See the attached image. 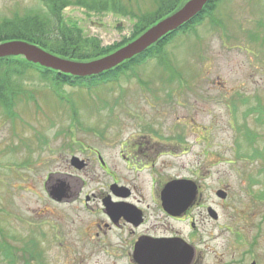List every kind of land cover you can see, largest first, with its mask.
<instances>
[{
  "label": "rangeland",
  "instance_id": "1",
  "mask_svg": "<svg viewBox=\"0 0 264 264\" xmlns=\"http://www.w3.org/2000/svg\"><path fill=\"white\" fill-rule=\"evenodd\" d=\"M151 1L119 0L118 12L69 6L62 17L107 47L130 39L135 15ZM44 9L41 0H0V18ZM164 52L168 69L148 58L116 81L63 86L57 96L29 72L23 88L30 96L16 100L10 116L0 109V241L17 249L0 254V264H78L63 236L84 214L76 204L52 202L47 178L87 147L125 172L124 143L159 149L158 172L138 175L144 193L158 174L197 175L194 264H264V0H222ZM172 226L189 237V221ZM58 230L62 243L53 238Z\"/></svg>",
  "mask_w": 264,
  "mask_h": 264
},
{
  "label": "flooded vegetation",
  "instance_id": "2",
  "mask_svg": "<svg viewBox=\"0 0 264 264\" xmlns=\"http://www.w3.org/2000/svg\"><path fill=\"white\" fill-rule=\"evenodd\" d=\"M148 131L149 140L152 141L151 135L156 133ZM118 146L121 149L119 156L124 162L125 172L115 168L111 170L96 149L87 147L88 151L84 157H70L82 162V168L72 166L69 158L66 171L52 173L47 178V193L52 202L76 204L84 214L83 219L80 218L79 223H72L63 236L65 243L76 247L73 256L77 263L151 264L147 257L150 242L182 240L191 248L190 264H194V258L198 255L197 247L192 244L196 231L194 213L198 206L197 175L167 179L158 174V180L152 182L153 190L144 193L146 184L138 180V175L142 170L158 172L155 166L160 156L159 149L156 144L124 143ZM130 173L136 175L138 183L134 176L129 177ZM99 177L101 187L88 191L87 184ZM174 181L191 182L196 194L183 210L168 211L163 206L162 191ZM57 189L62 192L57 193ZM205 209L207 213L210 210L207 206ZM185 220L189 221L191 230L188 238L172 226V223ZM61 237L59 230L53 235L58 241L62 240Z\"/></svg>",
  "mask_w": 264,
  "mask_h": 264
},
{
  "label": "trees",
  "instance_id": "3",
  "mask_svg": "<svg viewBox=\"0 0 264 264\" xmlns=\"http://www.w3.org/2000/svg\"><path fill=\"white\" fill-rule=\"evenodd\" d=\"M186 1L152 0L150 2L151 9L148 12H142L139 9L135 15L137 21H135L129 40L102 47L97 38L85 37L74 24L66 23L62 13L69 6H78L88 12H105L109 6L112 7V11L118 12L121 10L118 7L119 0H41L45 8L42 13L32 12L14 15L10 19L0 18V43L25 41L60 58L88 62L109 55L136 39L150 26L178 10ZM221 1L207 0L202 10L193 19L158 40L144 52L99 75L80 78L29 63L20 56L0 58V109L5 116H10L15 101L21 99V96L29 95V92L23 88L26 80L31 81L28 76L29 72H35L39 81L49 84L50 90L57 96L63 86L90 88L116 81L121 75L132 72L148 58L156 59L159 65H165L167 64L165 47L177 37L193 32L197 26L212 16ZM168 66L167 64L166 69ZM246 134L248 135V133ZM257 153L255 152V155ZM13 250L17 249L7 244L5 240L0 241L1 256L11 257ZM22 252L24 254V250Z\"/></svg>",
  "mask_w": 264,
  "mask_h": 264
},
{
  "label": "water",
  "instance_id": "4",
  "mask_svg": "<svg viewBox=\"0 0 264 264\" xmlns=\"http://www.w3.org/2000/svg\"><path fill=\"white\" fill-rule=\"evenodd\" d=\"M206 2L207 0L186 1L178 10L148 28L132 42L109 55L92 61L66 60L25 41L0 43V58L20 56L29 63L80 78L99 75L144 52L158 40L190 21L202 10ZM71 164L78 169L83 166L77 158H72ZM56 191L62 192L60 189ZM195 194V187L188 181H174L166 185L162 191L163 206L168 211L169 209L183 210L190 204ZM216 196L225 199L226 193L219 190ZM213 216L216 217L215 214ZM147 257L151 264H190L192 251L182 240H164L160 243L150 242Z\"/></svg>",
  "mask_w": 264,
  "mask_h": 264
}]
</instances>
